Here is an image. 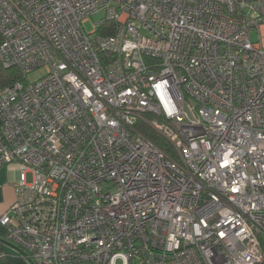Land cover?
Listing matches in <instances>:
<instances>
[{"label": "built area", "instance_id": "built-area-1", "mask_svg": "<svg viewBox=\"0 0 264 264\" xmlns=\"http://www.w3.org/2000/svg\"><path fill=\"white\" fill-rule=\"evenodd\" d=\"M0 31L29 262L264 264V0H0Z\"/></svg>", "mask_w": 264, "mask_h": 264}, {"label": "crops", "instance_id": "crops-1", "mask_svg": "<svg viewBox=\"0 0 264 264\" xmlns=\"http://www.w3.org/2000/svg\"><path fill=\"white\" fill-rule=\"evenodd\" d=\"M14 200L15 192L12 185V180L9 183L7 182V184L2 186L0 185V215L12 205ZM6 231L0 224V238L4 240L0 249L6 253V256L0 260V264H32L21 254L18 246L15 243L12 245L10 244L12 241L8 239Z\"/></svg>", "mask_w": 264, "mask_h": 264}, {"label": "trees", "instance_id": "trees-1", "mask_svg": "<svg viewBox=\"0 0 264 264\" xmlns=\"http://www.w3.org/2000/svg\"><path fill=\"white\" fill-rule=\"evenodd\" d=\"M102 24H109V28H108V32L109 33H113L114 29H116V23H114L113 21H108V20H104L102 22ZM101 33H103V31L100 30ZM2 41V34L0 31V43ZM23 74L20 72V70L17 67H5L2 65L1 61H0V89L6 87V86H10L13 83L23 80ZM142 130L144 131V134L152 139L155 143H157L159 146H161L162 148L166 149L167 152L172 153V148L171 146L168 144V142L157 132H155L154 130H152L149 126L145 125L144 127H142ZM4 240L2 238H0V248L3 245Z\"/></svg>", "mask_w": 264, "mask_h": 264}, {"label": "rangeland", "instance_id": "rangeland-1", "mask_svg": "<svg viewBox=\"0 0 264 264\" xmlns=\"http://www.w3.org/2000/svg\"><path fill=\"white\" fill-rule=\"evenodd\" d=\"M102 18H103V12L102 11L91 14L89 21H87L85 23L86 30L88 32L93 31L94 24L100 22ZM253 39L254 40L256 39L255 34H253ZM41 75H42V71L36 70L33 73L29 74L28 77H29V79L34 80ZM19 169H20V165H18V164H12L9 166L7 165L6 167H2L0 169V185L2 186L4 184H7V182L8 183L11 182V180H13L14 176L16 175L15 172L18 171ZM31 179H32V175H31V173H29L28 174V182H31ZM5 231H6V229H5ZM6 233H7V231H6ZM10 244L12 245L14 243L10 242Z\"/></svg>", "mask_w": 264, "mask_h": 264}]
</instances>
